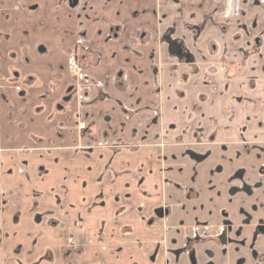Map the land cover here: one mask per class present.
<instances>
[{"label":"crops","instance_id":"1","mask_svg":"<svg viewBox=\"0 0 264 264\" xmlns=\"http://www.w3.org/2000/svg\"><path fill=\"white\" fill-rule=\"evenodd\" d=\"M23 1L38 3V9L26 19L17 17L13 24L33 20L29 32L34 33L27 39H31V45L42 40L50 48L46 56H38L43 60L42 65L50 70L47 81L28 88L26 99L6 86L10 105L0 106V145L8 149L0 154V196L4 192H16L20 185L23 195L22 198L12 195L14 206L0 211L3 239L0 264H67L63 250L64 235L68 231L66 224L61 223L67 217H80L79 228L69 230L73 234L75 231V236L102 229L108 235L110 246L121 247L112 255L93 247L96 257H87L89 252L85 260L81 255L73 256L72 264H264V258H260L264 255V233L256 232V226L264 223V173H257L259 164L256 168L249 166L250 171L246 168L241 181L260 183L254 197L246 199L228 194L229 183L235 181L230 188L240 183V180L228 183V177L242 163L235 156L238 143L243 139L264 138V36L260 40L261 50L245 59L244 66L232 76L226 77L214 67L221 58L231 63L242 62L244 51L238 54L240 43L221 35L216 22H228L232 34L242 20H247L248 31L254 33L259 28L264 29V5L260 6L259 0H77L76 7H72L67 0ZM173 2L177 4L174 7ZM242 9L248 12L245 17L240 15ZM34 20L45 21L44 28H38ZM203 20H209L204 31L194 35L190 27ZM163 21L167 22L163 24ZM15 32L20 34L18 29ZM78 32L84 33L83 42L91 49L84 71L101 86L89 88L87 103L70 102L65 111L59 110L51 119L47 117L53 103L46 105L40 116L30 110L20 113L21 106L29 108L38 104L36 97L51 80V73L60 65L63 68L62 60L66 66V55L78 39ZM253 35L248 34L241 44L248 48L252 40L258 39ZM212 42L215 53H210ZM8 62L7 57L9 66ZM33 65L24 64L21 53L16 54L14 66L22 74L30 73L39 78V73L29 70ZM67 78L65 73L62 81L55 82L59 87L50 98L52 102L61 95ZM179 81L181 87L177 84ZM178 88L183 90L182 97L177 96ZM156 107L162 110L166 122L171 120L177 126L175 136L183 134L186 142L194 136L214 135L218 141L215 145L192 146L200 153L214 152L211 155L216 162L213 172L209 169L211 156L204 158L201 164L190 160L185 149L180 150L178 145H145L147 139L153 138L156 128L147 129L144 123L151 119V111ZM128 112L130 118L126 115ZM93 122L96 133L91 141L98 140L106 131L107 140L135 141L139 147L118 153L96 148L87 155H75L62 149L57 155V166L42 153L37 158L39 163L45 165L46 162L49 166L47 172L40 177L34 175L29 183L22 184L23 179L14 172L17 163L12 156H17L15 152L23 147L35 146L33 136H51L58 123L72 130L77 124L80 128ZM74 136L72 138L76 139L77 135ZM222 143H228V148ZM220 147L224 149L221 151ZM261 150L264 154V148ZM37 152L32 155L34 158ZM176 158L186 163L182 177L192 179L187 181V186L193 188L190 201L164 182L163 166L175 167ZM28 161L31 169L29 158ZM81 161L85 166L101 167L93 178L98 177L105 166L123 172L110 176L107 169L101 182L92 178L89 187L82 189L76 183L78 178L82 180ZM217 163H226L220 172L216 171ZM70 170L75 171L73 176H69ZM170 174L169 181H176L177 171L171 168ZM211 186L214 192L210 191ZM32 187L41 192L37 199L39 204L34 203L36 199L31 198L28 203L25 199ZM55 193L60 195L57 199ZM96 196L101 203L92 206ZM68 198L75 201V205L74 210L66 212ZM251 201L257 203L259 209L248 215ZM162 204L169 206V215L165 218L155 214V209ZM24 205L29 207L24 208ZM224 207L229 210L231 221L238 223V232H235L238 243H227L223 250L209 240H216L221 233L220 211ZM119 209L122 211L117 213ZM17 213L19 218L13 221ZM36 214H41L39 220L55 216L59 222L48 228L42 221L33 222ZM127 228L131 233L121 243L117 237L121 229ZM188 248L194 252V261L186 253ZM45 253L51 256L44 259Z\"/></svg>","mask_w":264,"mask_h":264},{"label":"rangeland","instance_id":"2","mask_svg":"<svg viewBox=\"0 0 264 264\" xmlns=\"http://www.w3.org/2000/svg\"><path fill=\"white\" fill-rule=\"evenodd\" d=\"M67 1L69 2V0ZM258 2L260 6L264 5V0H259ZM37 4L27 3L23 0H17V1L16 0H2L0 1V18L2 19L0 20V106L4 104L10 105V99L8 98V95L6 92V86L11 87L16 92L18 97L26 99L25 96L28 94L26 92L28 91L29 87H32L35 84H37L36 87H38L41 82L47 81L45 79L48 76L50 69L48 68L49 69L48 70L46 66L44 67V65H42L43 60L39 58L38 56H46L50 52V48L47 45L43 44L44 41L42 40H37L35 44L31 45L30 43L31 39L30 40L27 39L28 37H32L33 36L32 33H34L32 32L30 34L29 32L30 31L29 25L33 24V20H21L23 21V24L22 23L15 24V25L13 24L17 22V20H15L17 17L21 18V16H23L25 19L26 17H31L32 14L38 9ZM172 5L174 7L177 4L173 2ZM72 7H76V6H74L73 4ZM247 13L248 12L245 9H242L240 15L241 17H245ZM208 18L209 17L206 16V19ZM208 21L209 20H203L200 24L192 25L190 27V30L194 32V35L195 34L197 35L198 33H201L204 31L206 23ZM164 22H167V21H163L162 23L164 24ZM35 25L38 28L42 29L45 26V21L37 20L35 22ZM229 27L230 25L228 24V22H224V21L216 22L217 31L221 35L228 36V37L230 36L234 41H238V43H240L241 48L238 51V54H240L243 50L244 51L242 52L243 58L240 59V61L242 62L238 61V62L231 63L228 60L221 58L219 59L220 61L216 65H214V67H216L215 69H217L219 72L224 74L226 77L232 76L235 73V71L239 70L240 68L244 66L245 59H248L250 55L255 54L259 50H261L263 44L262 42L260 44V40H262L261 36H264V29L262 28H259V30L255 31L254 33H250L248 31L247 20H242L238 24L237 28L235 29V32L232 34L229 33L230 32ZM17 29L20 30V34L19 32L18 33L15 32ZM248 34H251V35L254 34L253 37L255 39L258 38L259 42L256 44L254 42L255 40H252L251 45L247 48L246 46L242 45L241 42H242V39L246 38ZM211 45L212 47L210 46V53H215L216 51L214 47L215 43L212 42ZM6 48H9L11 50L5 51ZM179 48L181 49V46H179ZM20 53H21L22 62L24 64H27L29 66V64L34 63V65L31 68H29V70L39 73L40 75L37 74L39 75V78L30 73L22 74L19 71L20 69L14 66V59L16 58V54H20ZM7 57L9 60L8 63H10L9 65L10 67L6 65ZM64 58L65 56H63V59ZM61 63L64 65V66L62 65L63 68L60 65V67H58L59 69L51 73V76H52L50 80L51 82L49 81L46 84V86L44 84L45 90L43 89L44 91L42 90V92L36 97L38 99L37 100L38 104L34 105L33 107H29V108H28V105H23V106L20 105L21 106L19 110L20 113L26 114L30 110L32 114L40 116L44 113L46 105L49 106L50 104L53 103L52 112L47 117L48 119H51L53 117V114L57 113L59 110L65 111L70 102H75V100H78L80 104V103H87L89 101L88 96H87V93L89 91V88H88L89 85L87 84V81L85 79L83 72H82V76L80 74L77 76H74L71 72H69V69L66 68L67 66H65V63L63 60ZM5 66H8V67H5ZM47 66L50 67V65L48 64ZM65 73L68 76L67 78L68 82L65 84V87L63 88L61 95L58 98H56L55 101L52 102L50 98H52L53 93L56 92L59 87L56 85L55 82L62 81ZM177 84L180 85L181 81H179ZM98 87L100 86L98 85ZM179 87H181V85ZM182 92L183 90L178 88L177 96L182 97L181 96ZM161 111L162 110H160L157 107L153 108L151 111V114H152L151 119L144 123V127L147 129L154 128V127L156 128V132L152 136L153 138H149L146 141L145 145L147 147H150V146L170 147L172 145H175V146L178 145V148H180V150L185 149L184 153L190 158V160L196 161L201 164H203V161L206 160L204 158H207L208 156L210 157L211 155L213 156L214 152H212V150H211V153L210 152L200 153L199 151L192 148L193 145H198V144L215 145L216 143H218V141L217 139H215L213 134H211L210 137H206L207 140L204 137L194 136V137L188 138L190 140H187L186 142V137L183 134H180L179 136L178 135L175 136L174 131L175 129H177V126H175V123L171 120L166 122V120L164 119L163 112ZM0 112H1V109H0ZM126 115L128 118H130L129 112ZM172 130H173V134H172ZM95 133H96V127H95L94 122L90 124L88 129H84V130H81L79 128V124L74 126L72 130L70 129L66 130L64 126L62 127V125L58 123L55 126L53 132L51 133V136H44V135L33 136L32 139L36 144L35 146L29 147L28 145L26 147H23L19 149L18 152L17 151L15 152L17 156L15 155L12 156V159L16 161L17 163V164L15 163L16 166L14 168V172L16 173V176L23 179L24 182L22 184L24 183L27 184L31 181V178L34 175L36 176L38 175V177H40L42 174L46 173L47 172L46 167H49V166L46 164V162L44 165L43 163H39L38 161V158L41 157L42 153L45 154V157L47 156L49 157L52 165L54 164L55 166H57L59 162V158L57 157V155L59 154V151H61L62 149L68 150L72 154H75V155H79V154L87 155L89 154V152H91L92 150L96 148H103L106 150L108 149V151L110 152L118 153L124 149L135 150L136 148L139 147L138 146L139 143H136L135 141L133 142V141H128V140H120V139L116 141L107 140L106 131H103V133L99 135L100 138L98 140L91 141V139L95 138V135H94ZM74 134L77 135L76 136L77 140L72 138V137H75ZM205 140H206V143H202V141H205ZM222 144L228 148L227 146L228 143H222ZM258 148L260 152L258 151ZM263 148H264V138L263 139H257V138L243 139L242 141H240L238 143V150L235 156H236V159H238V161L241 160L242 163L239 164L237 169L234 171V173L228 177V183L229 181L233 182L234 179L236 180L239 179L240 181H242L244 175L247 173V170L250 171L251 167L256 168L257 163L259 164V167L257 168V171H258L257 173L259 174L264 173V167L261 168V165L264 162V159H263L264 154L262 153V150H261ZM173 149L175 148L173 147ZM223 149L224 148L220 147L221 151ZM34 150H37L40 152H37ZM7 151H8L7 148H5L3 145H0V154L1 153L3 154L4 152H7ZM24 152L26 153L29 152V154H24L23 156L22 154ZM35 152H37L35 154L36 158L32 156L34 155ZM224 154L225 153H223V155ZM37 156L39 157L37 158ZM212 156L210 157V160L212 159ZM28 158L31 161V165H32L31 169H30V166L28 165L29 164ZM217 158L220 159L221 157L218 156ZM178 159L179 158H176L173 161L175 167H170V165L163 166V175L164 177H166L164 182L168 188L173 187L174 189L179 190L180 193L182 192L181 194L184 195V198L187 201H190L191 199L189 200V198L192 195L191 191H193V188L187 186V181L189 183L192 179L191 177H186L185 175L184 177H182L183 175L181 171H183V169L185 168L186 163H182L178 161ZM213 163L214 164L216 163L214 158L211 160V168H209L212 172L214 170L213 166H215L213 165ZM223 164L217 163L218 165L216 169L217 172H220L222 167L226 165V163L224 164V166ZM249 166L251 167L248 168ZM79 167H81V171L83 170L81 173L82 180L80 181V178H78L79 181L77 180L76 183H78L82 189H87L89 187V180H91L93 177H95L98 174V170L101 167L97 169L95 166L94 167L90 165L85 166L83 161L80 162ZM103 168H104L102 169L103 171L100 170L99 176L96 178H93L94 181L101 182L103 173L106 172L107 169H108V174L110 176H112L113 173L118 175L119 173L123 172V171L120 172L119 170L114 169L112 166L110 168H108L107 166ZM171 168L175 169L178 174V178L174 182L169 181L170 175H171L170 174ZM6 174L9 176L8 170L6 171ZM74 174H75V171L74 172L73 170L69 171V176H73ZM20 182H22L21 179H20ZM20 182L16 181V183H20ZM74 183H75V179H74ZM233 183H229L230 186ZM230 186L228 188V194L232 197H235L238 193L234 195L233 192L235 193L236 190L235 188H233V186L231 188ZM21 188L22 186L20 185L16 192H12V191L4 192L3 195L0 196V211H2V209L4 210L8 206H14V204H12L14 203V201H11L10 199L12 195L15 196L16 198L23 197ZM210 191L212 192L215 191L213 186H211ZM40 194H41L40 191H37L35 188L32 187L31 192H28L27 196L25 195V199L27 200V203L30 202L29 200L31 198H33V200L36 199L34 200V203L39 204V200L37 199L40 196ZM55 195H56L55 196L56 199L60 196L58 193H55ZM193 196L195 197V195ZM196 197H198V194L196 195ZM67 200L68 202H65L66 212H69L68 210H74L75 201L70 200L69 198ZM100 203H101L100 197L96 196V199L93 200L92 206L96 204H100ZM28 207L29 205L28 206L24 205V208H28ZM121 211L122 209H119L117 210V213H120ZM220 212L225 213L223 216H221L222 218L221 233L220 235H217L216 240L211 239L209 241H212L213 243L220 246L224 250L225 247H223V245L226 246L227 243H231V244L238 243L236 242L238 241L236 239L238 237L235 236V232H238V223H234L231 221L232 219L230 217L229 210H227L225 207ZM17 214L13 216L12 218L13 221H17V219L19 218V214L18 216ZM155 214L156 216L160 218L167 217L169 215V206L167 204H162L161 206L155 209ZM226 214H228L229 217ZM36 215H35L36 217L33 218V222L36 223V222L42 221V224L43 225L46 224V227L48 228H51V225H54L53 223L59 222V219L55 216H51V214L49 215L51 217H41L40 220L38 218V215H41V214H36ZM42 215H46V214H42ZM223 219H229V223H226L225 220ZM61 223L64 226L66 224V228H67L66 230L68 231L66 232L67 234L64 235L65 245H64V250H63V254L66 256L65 261L67 264H72L73 256L80 257L81 255L83 256V260L91 256L96 257L97 255L96 256L93 255L94 251H96V250L93 251V247H98L101 250V252H105L111 255L116 253L119 249L121 250L120 245H119L120 247L119 249L118 248L114 249L112 246H110L107 243L108 235H106L102 229H95V230L91 229V230H88L87 232L85 231L83 235H79V236L74 235L75 231H74V234L72 232H69V230H72L74 228L75 229L79 228L80 217H75V218L67 217L66 221L61 222ZM225 226L227 228H224ZM119 233L120 235L119 237H117V239L121 241V243H123L126 238V235L131 233V229H128V228L121 229ZM223 237H227V239H225L226 241L222 243V241H224ZM112 238L113 237H111V239ZM2 240L3 239L0 237V243L2 242ZM191 251L192 250L190 248L186 250V253L188 256ZM88 252H89V255L85 257L86 256L85 254ZM50 256H51L50 253H45L43 258L48 259L47 257H50Z\"/></svg>","mask_w":264,"mask_h":264},{"label":"flooded vegetation","instance_id":"3","mask_svg":"<svg viewBox=\"0 0 264 264\" xmlns=\"http://www.w3.org/2000/svg\"><path fill=\"white\" fill-rule=\"evenodd\" d=\"M77 0H69V3L71 4V6H76L77 5ZM76 38H78L76 41H75V44L73 45L72 48H70V51L68 52L67 56H66V68L69 69V72H71L74 76H77V75H81L82 76V72L85 76V79L87 81V84L89 85L88 88L92 87V86H101V84H98L94 81H92L90 79V77L85 73V67H84V62L88 61L86 59L87 56H90L91 54V49L87 46H85L84 42H83V39H84V33L83 32H78ZM257 40H255V43L257 44ZM259 41V40H258ZM26 48V46H25ZM73 62L74 63V67H70V62ZM89 126H82L80 127L81 130H84V129H88ZM264 167V162L263 164L261 165V168ZM263 174V173H262ZM236 180V179H234ZM239 180V179H237ZM240 183H238V187L235 186L233 188H235L236 192L233 194H237L238 193V197L239 196H242L246 199H249V198H252L256 195L257 191L259 190L258 188L260 187V183H249V182H241L239 181ZM233 191V189H232ZM259 209V206L257 203L251 201L248 205V209H247V212H248V215H251V214H254L255 212H257ZM221 216H223L225 213L224 212H220ZM228 217L229 215L226 214ZM225 220L226 223H229V219H223ZM224 228H227L226 226ZM225 232V231H224ZM256 232H263L264 233V223H259L258 226H256ZM238 236H239V233H238ZM226 237H223V242H225L226 240ZM191 242H193V240H191ZM190 241L188 242V244L191 243ZM227 246V245H226ZM223 245V247H226ZM192 250V249H191ZM194 252L191 251L190 254H189V259L191 261H194ZM260 258H264V255L260 256Z\"/></svg>","mask_w":264,"mask_h":264},{"label":"built area","instance_id":"4","mask_svg":"<svg viewBox=\"0 0 264 264\" xmlns=\"http://www.w3.org/2000/svg\"><path fill=\"white\" fill-rule=\"evenodd\" d=\"M75 65H74V63L71 61L70 62V67H74Z\"/></svg>","mask_w":264,"mask_h":264},{"label":"water","instance_id":"5","mask_svg":"<svg viewBox=\"0 0 264 264\" xmlns=\"http://www.w3.org/2000/svg\"><path fill=\"white\" fill-rule=\"evenodd\" d=\"M259 41L257 40V43H258Z\"/></svg>","mask_w":264,"mask_h":264}]
</instances>
